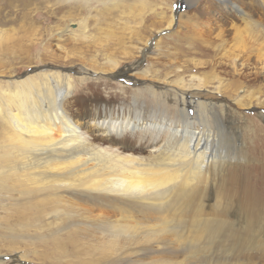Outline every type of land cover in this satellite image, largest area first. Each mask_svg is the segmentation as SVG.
I'll return each mask as SVG.
<instances>
[{
  "label": "bare ground",
  "instance_id": "bare-ground-1",
  "mask_svg": "<svg viewBox=\"0 0 264 264\" xmlns=\"http://www.w3.org/2000/svg\"><path fill=\"white\" fill-rule=\"evenodd\" d=\"M216 3L231 16H244L234 0ZM253 7L264 12V0H253ZM239 20L244 28L231 23L234 44L228 50L222 42L214 49L158 53L159 38L154 47L148 38L135 48L140 60L155 52L169 60L183 57L178 64L119 68L120 62L112 61L104 69L90 65L71 72L49 67L0 81V210L12 212L19 226L55 239L66 232V240L77 242L75 251L94 255L101 264L264 260V202L253 195L246 169L253 130L251 142L241 144L232 108L253 97L238 81L249 74L239 61L254 52L264 56V33H249L258 25ZM82 22L79 32L69 29L70 20L48 34L57 42L68 35L74 47L54 44L52 63L58 53L67 62L86 61L72 53L85 42L98 45L93 52L111 53V43L123 38L115 37L110 25L95 38ZM15 36L0 30V55L24 52ZM42 49L48 52L47 45ZM224 67L232 70L231 80L220 76ZM110 76L132 88L121 85V94L96 91L93 82L115 85ZM154 252L160 257H149Z\"/></svg>",
  "mask_w": 264,
  "mask_h": 264
},
{
  "label": "rangeland",
  "instance_id": "rangeland-1",
  "mask_svg": "<svg viewBox=\"0 0 264 264\" xmlns=\"http://www.w3.org/2000/svg\"><path fill=\"white\" fill-rule=\"evenodd\" d=\"M234 1L240 5L244 16H237V18L231 16L223 7L218 6L217 0H198L196 5L191 6L189 4L193 3V0H190L189 4L185 0H106V4L92 2L87 6L77 1L57 4L54 0H0V30L14 32L15 38L21 37L19 44L24 48L23 53L15 50L13 56L7 54L8 56L3 57L0 55V73L5 74L3 80L0 79V81L6 82L8 79L19 78L30 69L46 70L52 67L55 71L60 69V71L67 72L70 69L81 66L87 68L90 65L97 67L95 69H104L112 61L120 62L119 68H124L127 65L134 67L139 65L146 68L148 64L155 61L178 64L185 60L183 57L169 60L155 52L148 54L149 58L138 59L134 54L135 48L141 46L148 38L154 42L153 47L159 38L158 53L177 52V49L189 47H194L196 50L214 49L222 42L224 48L228 50L234 44L232 41L234 29L231 27V23L234 22L239 30L244 28L242 20H239L240 17L258 25L257 29L253 26L249 33H255L258 30L264 33V12L253 7V0ZM54 8H63V12L56 14ZM172 19L174 23L170 30H161ZM70 20H73L74 23H71L69 29L76 31H78L77 22L85 21L82 23L88 25V34L95 38L104 36L103 33H108V25L115 37L123 36V38L120 43L115 41L111 43L113 45L110 44L111 53L108 51L105 54L93 52V48H98V45L85 42L83 45L76 46L78 49L73 50L72 53L79 58L83 56L87 59L86 61L71 59L67 62L58 53L55 56L57 62L52 63V61H56L51 56V53L56 50L55 45L61 44L67 50L74 49L73 42L69 40L68 35H64L60 42L51 39L48 35L52 31L61 29ZM124 27L131 28L133 33ZM159 29L161 32L155 35L154 33ZM35 30L38 32L35 33ZM248 35L244 33L243 39L246 40ZM245 42L247 43V41ZM46 45L48 46L47 53L42 49ZM81 53L83 55H80ZM40 59L41 61H39ZM222 62L229 63L228 60ZM239 63L248 66L242 71L249 74L240 77L238 81L244 85L242 89L244 92L247 90L253 92V97L246 99L243 106H232L235 109L233 111L237 113L234 115V122L236 130H239L240 136H242L238 139L245 146L249 141L251 142L249 140L251 133L249 132L251 129L253 130L252 147L247 145V148H250L251 160L246 168L252 176L250 180L252 179L253 183L248 185L251 187L253 195L264 202V56L260 57L257 52H254L250 55V59H241ZM221 71V77L231 80L233 72L230 68L224 67ZM131 74L135 75V73ZM93 77L95 80L96 77ZM109 78L115 85L108 87L104 83L98 85V82H93L96 83V91L99 93L119 92L121 94L119 89L122 86L131 87L124 82L121 84L120 80L116 81L111 76ZM81 85L76 84V87ZM222 97L225 102L229 103L224 99V96ZM247 124H250L249 128H247ZM65 233L60 235L61 239H55V237L45 235L41 230L23 228L17 222L15 223L12 212L0 210V264H101L96 261L94 255L85 256L83 252L75 251L73 246H76L77 242L72 238L66 240L69 235ZM69 242H73V244ZM160 255L161 252H154L149 257L157 259ZM258 259L259 256L254 260L256 264H264V260Z\"/></svg>",
  "mask_w": 264,
  "mask_h": 264
}]
</instances>
